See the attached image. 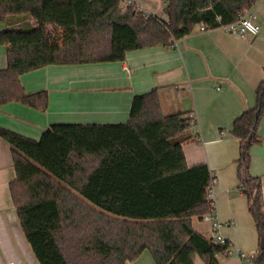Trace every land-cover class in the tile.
I'll return each instance as SVG.
<instances>
[{
	"label": "trees",
	"instance_id": "trees-1",
	"mask_svg": "<svg viewBox=\"0 0 264 264\" xmlns=\"http://www.w3.org/2000/svg\"><path fill=\"white\" fill-rule=\"evenodd\" d=\"M164 19L148 18L121 0H0V106L47 110L46 91L27 94L23 75L47 67L121 63L127 53L169 48L199 26L233 24L254 0H161ZM264 79L255 108L231 135L239 142L237 177L257 233L249 264H264L261 182L248 173L260 143ZM164 115L157 90L135 95L124 124H55L38 140L0 127L15 179L8 190L26 243L38 264H127L148 251L155 264H218L230 244L196 232L192 220L212 215L210 172L188 167L183 145L192 120Z\"/></svg>",
	"mask_w": 264,
	"mask_h": 264
},
{
	"label": "crops",
	"instance_id": "crops-1",
	"mask_svg": "<svg viewBox=\"0 0 264 264\" xmlns=\"http://www.w3.org/2000/svg\"><path fill=\"white\" fill-rule=\"evenodd\" d=\"M131 1L153 15L152 4L164 5L161 0ZM249 12L260 28L250 39L220 28L206 32L196 28L172 47L129 52L121 63L47 67L23 75L20 82L27 94L46 91L47 110L14 103L0 106V127L38 140L55 124H124L133 97L156 89L164 115H194L183 153L188 167L205 164L215 178L212 214L221 237L230 244L218 264H246L257 252V233L247 199L239 191V142L231 131L243 112L255 108L256 91L264 79V0H254ZM6 65V48L0 46V70ZM257 137L260 143L250 148L248 173L260 179L264 214V111ZM14 179L11 148L0 138V264H38L10 199L8 185ZM192 228L210 236L209 222L194 219ZM236 250L246 259H240ZM127 264L155 263L143 251ZM195 264L203 262L196 258Z\"/></svg>",
	"mask_w": 264,
	"mask_h": 264
},
{
	"label": "built area",
	"instance_id": "built-area-1",
	"mask_svg": "<svg viewBox=\"0 0 264 264\" xmlns=\"http://www.w3.org/2000/svg\"><path fill=\"white\" fill-rule=\"evenodd\" d=\"M134 5L137 11L143 12L144 17L148 18L150 15L147 13L140 5L133 3L131 0H121V9L124 10L128 6ZM253 15L250 14V12H245L242 13L238 16V19L236 22L233 24L227 25V26H222L220 29H222L224 32L236 36L240 39L246 40L250 39L252 37L257 36L259 33V26L253 21ZM200 32H206L207 30L204 28V26H199L198 27ZM192 122L194 115L191 113L188 116ZM211 180H210V185L208 187V200L211 201L212 205L215 200V195L213 192V186L215 184V178L213 175H210ZM202 220L209 222L211 224V232H210V238L211 240L216 243V244H224L226 241L221 237L220 235V224L217 222V220L214 217V214L212 215H205ZM237 256L240 259H246L244 258L243 254L240 253L239 250H236ZM246 264H249L247 261Z\"/></svg>",
	"mask_w": 264,
	"mask_h": 264
},
{
	"label": "rangeland",
	"instance_id": "rangeland-1",
	"mask_svg": "<svg viewBox=\"0 0 264 264\" xmlns=\"http://www.w3.org/2000/svg\"><path fill=\"white\" fill-rule=\"evenodd\" d=\"M152 7L154 9V12H153V13H155L154 15L160 19H164V14H163L162 8H160V7L156 8L155 4H152ZM0 27H2V25H0ZM203 236H206V235H203Z\"/></svg>",
	"mask_w": 264,
	"mask_h": 264
}]
</instances>
